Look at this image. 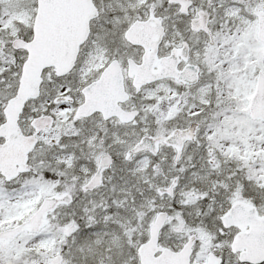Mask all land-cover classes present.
Masks as SVG:
<instances>
[{
    "label": "snow or ice",
    "instance_id": "snow-or-ice-1",
    "mask_svg": "<svg viewBox=\"0 0 264 264\" xmlns=\"http://www.w3.org/2000/svg\"><path fill=\"white\" fill-rule=\"evenodd\" d=\"M0 264H264V0H0Z\"/></svg>",
    "mask_w": 264,
    "mask_h": 264
}]
</instances>
